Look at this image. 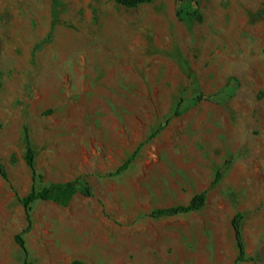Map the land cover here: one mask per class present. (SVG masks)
Wrapping results in <instances>:
<instances>
[{"label": "rangeland", "instance_id": "374dc122", "mask_svg": "<svg viewBox=\"0 0 264 264\" xmlns=\"http://www.w3.org/2000/svg\"><path fill=\"white\" fill-rule=\"evenodd\" d=\"M26 127L38 190L78 177L93 190L34 204L33 264H264V0H0V264H25ZM219 169L202 211L147 216ZM237 213L258 262H237Z\"/></svg>", "mask_w": 264, "mask_h": 264}, {"label": "trees", "instance_id": "16d2710c", "mask_svg": "<svg viewBox=\"0 0 264 264\" xmlns=\"http://www.w3.org/2000/svg\"><path fill=\"white\" fill-rule=\"evenodd\" d=\"M116 3L125 6L127 8H137L142 5L151 4L154 0H113ZM181 107L182 102L179 103L175 113L172 117H179L181 115ZM171 117V118H172ZM171 119H168L165 125H161L156 131H154L149 138L142 142L136 151L121 165L116 171L111 172L107 175L109 178H114L122 175L126 171L130 169V167L134 164L136 159L138 158L139 154L143 150V148L153 140H155L166 128L169 124ZM25 141H26V152H25V162L33 175V188L31 192L23 197L20 198L19 201L22 204L26 219H27V227L15 237V242L17 245L23 250L25 253V264H33L30 260V254L27 248L25 236L29 235L33 231L34 221L32 217L33 206L38 201H52L57 203L61 206L67 207L73 197L79 192H82V195L90 198L93 196V190L90 185L82 178L78 177L77 179L66 182V183H56L51 184L49 186L44 187L42 190H38L36 187V183L40 176L37 173L36 169V151L32 144L30 131L26 127L25 128ZM15 160V158H14ZM0 176L9 181V175L2 163L0 158ZM224 178V172L222 169L217 170L214 180L212 181L210 188L207 191L202 193L196 194L187 205H177L168 208H160L155 209L150 212L147 216L154 220H162V219H170L175 218L183 215H190L197 212L202 211L208 200V192L210 189L218 186L222 179ZM246 215L242 213H237L232 219V228L235 236L236 247L238 250V263H252L260 261V257H248L246 244L244 242L243 236V224L245 222Z\"/></svg>", "mask_w": 264, "mask_h": 264}, {"label": "crops", "instance_id": "0c3cea01", "mask_svg": "<svg viewBox=\"0 0 264 264\" xmlns=\"http://www.w3.org/2000/svg\"><path fill=\"white\" fill-rule=\"evenodd\" d=\"M183 216H186V215H183ZM64 248L66 250V253L70 256L72 254L71 250H73V247L71 246V244L70 243H67V244L65 243Z\"/></svg>", "mask_w": 264, "mask_h": 264}]
</instances>
